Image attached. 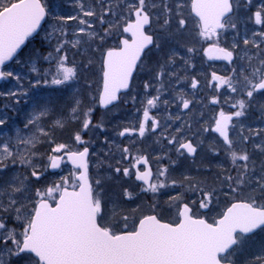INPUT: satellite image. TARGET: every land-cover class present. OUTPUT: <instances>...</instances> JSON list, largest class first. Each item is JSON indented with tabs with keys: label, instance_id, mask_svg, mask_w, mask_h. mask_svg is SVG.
Returning a JSON list of instances; mask_svg holds the SVG:
<instances>
[{
	"label": "snow or ice",
	"instance_id": "snow-or-ice-1",
	"mask_svg": "<svg viewBox=\"0 0 264 264\" xmlns=\"http://www.w3.org/2000/svg\"><path fill=\"white\" fill-rule=\"evenodd\" d=\"M251 6L252 0H244L243 3L241 0H190L191 13L199 21V38L213 41L206 49L209 56L220 53L216 58L232 62L238 45L233 43L231 50L220 47L221 32L228 28L236 29L239 20L237 9L247 7L251 10ZM184 7L185 0H93L91 6L85 0H79L80 11L77 15L56 17L61 37L67 36L64 25L68 21L77 22V36L85 34L93 41L103 42L108 35L117 31L130 34L128 38L120 40L118 46L108 48L103 54V86L98 96L99 104L107 107L119 99L121 90L130 87L133 72L147 54L146 50H150L149 46L160 51L167 48V59L157 63L154 78L159 80L167 75V65L174 63L179 56L175 45L179 44L178 38L184 34L187 23ZM49 14L42 0H0V67L17 55V50L41 29L42 22ZM249 18H254L256 24H264V2L251 12ZM92 21L106 24L107 27L102 32H96ZM153 25L156 27L153 28ZM80 44V39L58 42L54 49L57 57L52 84L64 85L76 79L77 67L75 64L68 65V53L64 49L66 45L78 47ZM243 44L251 45L258 53L256 56L245 55L250 72L245 74L246 70L242 68L240 73H236L233 69L235 78L219 76L215 72L211 74L217 87L227 85L233 93L238 90L242 92L241 98L232 105L238 110L225 113L221 109L211 129L222 137L227 146L226 150L236 168L235 176L226 169L222 170L216 178L218 186L210 188L193 186L191 179L186 177L189 190L200 193L199 201L184 203L183 196L178 194L171 198L179 203L174 220L164 222L155 214L145 215L129 229L127 217H124L123 228H119L118 224L113 225L106 220L108 202L102 200L89 179V148L84 146L82 150H72L67 144H57L52 151L58 155L49 157L51 168H59L67 160L73 170L58 184L43 191L36 189V199L32 201L30 209L23 203L25 199H30L29 193L32 191L28 177L0 180V264H236V255L244 250L256 230H264V169L259 175L255 174L249 153L246 150L237 152L229 135L230 128L235 127L233 117L245 116L255 94L264 93V32L253 33L251 40L244 38ZM187 51L191 53L195 49L187 47ZM44 59H53L52 53H48ZM33 71L37 69L33 68ZM6 77H13V73L0 70V79ZM14 79L20 81L21 77L16 75ZM199 83L193 78L191 87L197 88ZM163 86L161 83V88L155 90L156 95L146 101L143 120L138 128L141 137L146 131H155L160 127L159 121L150 116V109L160 101ZM149 87L146 82L145 90ZM7 95L17 98L15 103L18 104V97L26 96L27 92L17 90ZM180 100L182 107L190 110L192 100L183 96ZM80 103L79 100L75 101L76 107L72 109L74 116L81 114L78 112ZM163 103L167 104L168 101ZM211 103L219 104L220 99L213 97ZM47 113L48 107L45 105L33 114L25 127L35 126ZM91 113V108L82 112L83 129L91 125ZM150 120L152 124L149 129L146 125ZM6 122V118L0 117V126L6 125ZM39 131L47 135L43 128ZM132 131L135 129L125 128L119 135ZM202 131L208 132L209 128L205 127ZM248 131L260 136L264 129ZM176 132L178 136L183 134L182 129H176ZM243 139L247 141L249 136ZM74 140L81 145L86 143L79 133ZM16 141L26 147L34 146L36 138L21 139L17 135ZM10 143L11 138H5L0 143V169H7L9 163L18 161L31 166V154L26 156L14 151ZM168 143L178 144L176 151L181 155V150L194 155L198 148L190 139H178L177 136H173ZM255 147L264 151L259 144ZM120 151L127 158L129 149L122 148ZM213 151L217 149L213 147ZM136 164L148 165V158L137 157ZM114 171H122L126 177L132 174L129 168L116 167ZM167 174L168 168L163 167L155 174L156 181L151 182L154 175L151 167L144 171L137 168L135 179L145 184L141 192L156 193L177 184L176 180L167 183ZM42 175L43 172L36 167L30 172V177L37 180ZM94 183L100 185L99 180ZM245 190L246 197L239 199ZM124 195L132 198L133 193L125 189ZM221 196L230 200V206L219 214L218 219L212 218L209 222V219L196 215L194 207L210 210ZM9 220L19 222V228L10 226ZM247 264H264V255L257 256Z\"/></svg>",
	"mask_w": 264,
	"mask_h": 264
},
{
	"label": "rangeland",
	"instance_id": "rangeland-1",
	"mask_svg": "<svg viewBox=\"0 0 264 264\" xmlns=\"http://www.w3.org/2000/svg\"><path fill=\"white\" fill-rule=\"evenodd\" d=\"M42 2L49 10V16L38 33L28 41L25 50L3 68V71H11L13 77H6L0 81V117L6 118L7 121L6 125L0 126V143L5 138H11L10 146L13 150L26 156L31 154L32 161L31 166L19 161L15 164L9 163L7 169H0V180H7L9 177H28L32 191L29 193L30 199H25L23 203L29 209L32 201L36 199V189L43 191L58 184L73 170V166L66 161L59 171L49 170V157L58 155L52 150L61 143L69 145L72 150H82L84 146L89 148L90 179L102 200L108 202L106 220H110L113 225L118 224L119 228H123L124 217H127L129 229L145 215L155 214L169 222L174 220L177 217L179 203L171 198L178 194L183 196L185 203L199 201L200 193L189 190L186 177L191 179L193 186L210 188L218 186L216 178L222 170L226 169L233 176L237 174L222 137L211 129L221 109L225 113L238 110L232 105L241 98L242 92L238 90L237 93H233L227 85L217 87V82L212 80L211 74L215 72L219 76L235 78L233 69L236 73H240L242 68L246 70L245 74L251 71L247 67L248 60L245 59V55L256 56L258 53L251 45H244L243 39L251 40L253 33L264 32V24H256L254 18H249L251 12H254L264 0H252L251 10L247 7L237 9L239 15L237 28H228L221 32L220 46L231 50L233 43L238 45L231 63L207 60L205 52L213 41L199 38L197 34L199 22L191 13L190 0H185L184 18L187 23L184 34L178 38L179 44L175 45L179 56L174 63L167 65V75L159 80L154 78L158 70L157 63H163L167 59V48L160 51L152 46L139 64L130 91L123 95L122 101L112 107L100 108L101 114H97L94 107L95 105L100 107L98 96L102 86L103 54L108 48L118 46L121 37L125 34L117 31L108 35L103 42L93 41L85 34L77 36L75 34L77 22L68 21L64 25L67 36L61 37L60 25L56 17L77 15L80 11L79 0H42ZM85 2L88 6L93 4V0H85ZM243 2L244 0H241V3ZM92 23L96 32H102V29L107 27L106 24L100 25L96 21ZM155 27L153 25V28ZM64 39L81 40L78 47L66 45L64 49L68 53V65L75 64L77 67V77L64 85H55L51 83L55 75L57 57L54 49L58 46V42ZM187 47H192L195 51L190 53ZM48 53H52L53 59H44ZM33 68L37 71H33ZM16 75L21 77L20 81L14 79ZM193 78L200 82L197 88L191 87ZM240 78L242 79V76ZM146 82L150 85L147 90L144 88ZM161 83L164 86L161 89L160 101L155 108L150 109V116L159 121L160 127L155 131H146L141 137L138 128L143 120V108L147 99L156 95L155 90L161 88ZM17 90L27 92L26 96L18 97V104L15 103L17 98L7 95ZM181 96L192 100L190 110L182 107ZM213 97H218L220 103H211ZM76 100L81 102L78 109L81 114L74 116L72 109L76 107ZM163 101L168 103L165 104ZM45 105L48 107L47 115L41 117L35 126L25 127L33 114ZM89 108L92 109V123L88 129H83L82 112H86ZM95 112L98 119L94 115ZM57 121L60 123L58 124ZM72 123H76L79 129L70 132V138L65 139L66 142L52 137L53 128L62 127L64 124L71 126ZM151 124L150 120L146 126L150 129ZM232 124L235 127L230 128L229 135L234 141L233 148L237 152L246 150L249 153L254 172L259 175L264 169V151L255 146L259 144L264 147V132L260 136H255L248 130L264 129V93L255 94L246 115L233 117ZM205 127L209 128L208 132L202 131ZM41 128L47 135L39 131ZM125 128L135 131L123 136L119 135ZM176 129L183 130L182 136H178ZM77 133L81 135L85 144H78L74 140ZM17 135L21 139L35 137L36 142L34 146L27 147L24 144H17ZM173 136H177L178 139H190L198 145L196 155L189 156L183 150H181L182 155L178 153L176 151L178 144L168 143ZM244 136H249V139L245 141ZM213 147L217 149L216 152L213 151ZM122 148L129 149L127 158L120 151ZM141 156H146L151 165L154 174L152 182L156 181L155 174L158 170L167 167L166 182L176 180L177 184L174 187L162 188L156 193L141 192L144 185L135 179L133 167L136 158ZM238 163L242 162L238 161ZM33 167L43 172L39 180L30 177ZM116 167L129 168L132 174L126 177L122 171L116 173L114 171ZM140 169L142 170V167ZM96 180L100 181V185L94 183ZM125 189L133 193L132 198L124 195ZM246 195L247 190L238 198L243 199ZM229 205L230 200L221 196L210 210L196 207L193 210L198 217L203 216L211 222L212 218H218ZM16 223L18 225L14 223L9 225L19 228V222ZM260 255H264V230L259 229L255 235H252L244 250L236 255L235 261L236 264H247Z\"/></svg>",
	"mask_w": 264,
	"mask_h": 264
},
{
	"label": "water",
	"instance_id": "water-1",
	"mask_svg": "<svg viewBox=\"0 0 264 264\" xmlns=\"http://www.w3.org/2000/svg\"><path fill=\"white\" fill-rule=\"evenodd\" d=\"M193 16H195L194 14H192ZM46 19V18H45ZM198 19V18H197ZM45 22V21H44ZM44 22H42V26H43V23ZM40 29H38L37 30V32L39 31ZM36 33H34L31 37H33L34 35H35ZM125 34V36H123L122 38H121V40L122 39H124V38H128L129 36H130V34H128V33H124ZM31 37H29L28 39H30ZM28 40H26L25 41V44H26V42H27ZM24 44V45H25ZM24 45H22L21 46V49L24 47ZM220 46V45H219ZM150 47H152V46H149V48ZM221 47V46H220ZM21 49H18L17 50V54L21 51ZM147 51V50H146ZM205 55H206V58H207V60L208 61H212V62H226V63H231V62H229V61H227V60H224V59H219V58H216V57H219L221 54L220 53H213L212 54V56H209V54L207 53V52H205ZM16 56V55H15ZM14 56V57H15ZM13 57V58H14ZM234 58H235V54L233 55V60H234ZM232 60V61H233ZM11 61V60H10ZM10 61H6L5 62V65H7ZM5 65H3L2 67H0V70H3V67L5 66ZM138 65H139V63H138ZM138 65H137V68H138ZM136 71H137V69L133 72V76H132V80H131V83H130V87L128 88V89H126V90H121V92L118 94L119 95V99L117 100V101H114L112 104H110V105H108L107 107H104V106H102L101 104H99V106H100V108H102V109H107V108H110V107H112L113 105H115V104H117L119 101H120V98H121V95L122 94H124V93H126V92H128L130 89H131V86H132V81H133V77H134V75H135V73H136ZM2 79H0V81H1ZM102 86H103V72H102ZM102 86H101V90H100V92L102 91ZM100 94V93H99ZM99 102V101H98ZM126 134V133H125ZM218 134V133H217ZM219 135V134H218ZM63 154V153H62ZM62 154H60V155H62ZM189 156H195L196 155V153L194 154V155H190V154H188ZM89 158V157H88ZM67 161V160H66ZM68 162V161H67ZM63 163L64 162H62L61 163V165H60V167L59 168H55V169H53V168H51V166L49 165V170L51 171V172H56V171H59L60 169H61V167H62V165H63ZM69 164H70V162H68ZM71 165V164H70ZM146 170V169H145ZM89 179H90V173H89ZM153 179V178H152ZM90 181H91V179H90ZM139 182H141V183H143L144 184V182H142V181H139ZM152 182V181H151ZM145 185V184H144ZM51 202V201H50ZM185 203V202H184ZM230 206V205H229ZM150 215H153V214H150ZM219 218V217H218ZM217 218V219H218ZM164 221V220H163ZM164 222H167V221H164ZM210 222V221H209ZM259 230V229H258ZM258 230H256V231H258ZM34 255V254H33Z\"/></svg>",
	"mask_w": 264,
	"mask_h": 264
},
{
	"label": "trees",
	"instance_id": "trees-1",
	"mask_svg": "<svg viewBox=\"0 0 264 264\" xmlns=\"http://www.w3.org/2000/svg\"><path fill=\"white\" fill-rule=\"evenodd\" d=\"M197 20V19H196ZM198 21V20H197ZM26 48V47H25ZM122 99H123V96H122V98H121V101H122ZM95 110H96V112H97V114H101L102 112H101V110H100V107H97V105H95ZM96 112L94 113V115H95V117L97 118V116H96ZM99 117H101L100 115H99ZM98 119V118H97ZM96 121V120H95ZM79 126L76 124V123H72L71 124V126H67V124H64L62 127H57V128H53L54 129V132H53V138L55 139V140H59V141H61V142H66L65 141V139H69L70 137H69V133L71 132L72 133V131H76V130H78L79 128H78ZM9 223H13V221L12 220H9ZM15 225H18L16 222L14 223Z\"/></svg>",
	"mask_w": 264,
	"mask_h": 264
},
{
	"label": "flooded vegetation",
	"instance_id": "flooded-vegetation-1",
	"mask_svg": "<svg viewBox=\"0 0 264 264\" xmlns=\"http://www.w3.org/2000/svg\"><path fill=\"white\" fill-rule=\"evenodd\" d=\"M122 38V37H121ZM121 40V39H120ZM25 49V48H24ZM143 58V57H142ZM139 64H140V62H139ZM138 67H139V65H138ZM137 70H138V68H137ZM132 84H133V82H132ZM194 144V143H193ZM142 167V170L140 169ZM147 167H151V165H150V163L148 162V165H143V164H135V167H134V169H135V171H136V169L138 168L140 171H144ZM151 170H152V168H151ZM152 172H153V170H152ZM154 176V175H153ZM153 180V179H152ZM145 187V186H144Z\"/></svg>",
	"mask_w": 264,
	"mask_h": 264
}]
</instances>
